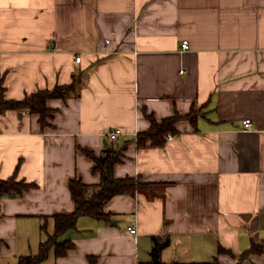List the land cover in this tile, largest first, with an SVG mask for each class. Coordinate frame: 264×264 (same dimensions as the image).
<instances>
[{
    "label": "crops",
    "instance_id": "1",
    "mask_svg": "<svg viewBox=\"0 0 264 264\" xmlns=\"http://www.w3.org/2000/svg\"><path fill=\"white\" fill-rule=\"evenodd\" d=\"M0 79L6 101L77 83L47 101L46 126L0 114V180L35 185L0 197V264L36 254L53 216L74 210L72 179L102 182L86 151L127 141L114 175L150 188L112 198L110 222L81 217L62 237L74 248L44 264L147 263L155 240L166 263L264 264L239 261L264 244V0H0ZM193 107L173 140L138 146L150 117Z\"/></svg>",
    "mask_w": 264,
    "mask_h": 264
},
{
    "label": "trees",
    "instance_id": "2",
    "mask_svg": "<svg viewBox=\"0 0 264 264\" xmlns=\"http://www.w3.org/2000/svg\"><path fill=\"white\" fill-rule=\"evenodd\" d=\"M77 86L72 84L69 86H57L54 89H46L35 92L26 96L25 99L20 101H6L3 87V80L0 79V114L8 109L24 111L27 110L32 114H39L42 126H46L48 119L52 118L53 111L48 108L47 101L52 98H63L71 90ZM197 108L193 107L189 115L183 117L178 113L168 119L158 122L153 116L151 119V127L149 131L140 133L136 142L139 147L155 146L162 147L165 144V137L169 133H175V124L182 118H187L191 122H195L197 117ZM131 141H127L123 147L109 148L108 151L101 157L90 151L86 154L95 162L93 171L101 173L102 182L97 185H89L84 183L81 178H74L70 181L69 187L74 202V210L72 212L57 213L53 216L55 221V228L52 234L46 231V225L42 226V232L47 233V239L40 243L38 252L36 254H29L21 256L16 264H44L49 258L52 250H55L56 256L64 257L69 250L74 248V244L67 240H62V237L77 228L78 220L81 217H91L97 220H104L110 222L113 215L104 211L105 205L115 196L121 194H128L134 196L138 190L150 188V185L143 184L137 178L126 177L117 178L114 175V167L116 164L122 162L124 152L130 145ZM34 184H27L23 181L17 182L15 177L7 180H0V197L8 194L16 196L22 195L25 191L33 188ZM162 244L155 240L152 250V260L147 263L140 264H217L218 259L211 262L203 263H182L171 262L166 263L160 258V250ZM224 249L220 250L221 253H226ZM264 252V244L254 243L252 247L239 257V261H243L252 254H260ZM232 254V253H230ZM233 255V254H232ZM92 262L94 258H91Z\"/></svg>",
    "mask_w": 264,
    "mask_h": 264
},
{
    "label": "built area",
    "instance_id": "3",
    "mask_svg": "<svg viewBox=\"0 0 264 264\" xmlns=\"http://www.w3.org/2000/svg\"><path fill=\"white\" fill-rule=\"evenodd\" d=\"M189 48H190V42L188 40H184L183 43H182V52L188 50ZM74 59H75L76 62L80 63L81 60H82V57L80 55H76L74 57ZM181 73H184V70H182ZM243 123H244L245 131H251L252 130L251 129L252 128V121L250 119L245 120ZM120 134H121L120 131L113 132V133L110 134V137L112 139H115ZM167 138H168L169 141H171V140L174 139V136L172 134H169ZM131 232L133 234H135L137 232V230L136 229H132Z\"/></svg>",
    "mask_w": 264,
    "mask_h": 264
},
{
    "label": "water",
    "instance_id": "4",
    "mask_svg": "<svg viewBox=\"0 0 264 264\" xmlns=\"http://www.w3.org/2000/svg\"><path fill=\"white\" fill-rule=\"evenodd\" d=\"M20 116H22V113H20Z\"/></svg>",
    "mask_w": 264,
    "mask_h": 264
}]
</instances>
